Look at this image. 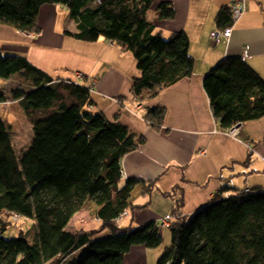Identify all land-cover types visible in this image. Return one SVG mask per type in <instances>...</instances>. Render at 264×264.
I'll return each instance as SVG.
<instances>
[{"label":"trees","instance_id":"trees-1","mask_svg":"<svg viewBox=\"0 0 264 264\" xmlns=\"http://www.w3.org/2000/svg\"><path fill=\"white\" fill-rule=\"evenodd\" d=\"M154 0H0V23L38 34L37 15L45 4H61L76 21L74 38L99 37L129 52L138 75L131 94L138 100L155 95L192 73L189 39L177 31L168 37L153 32L147 12ZM158 18L170 19L169 2L157 5ZM231 5L220 7L216 28L233 23ZM17 74L27 84L12 91L32 128L28 146L17 152L8 127L0 118V213H16L32 222L31 230L4 237L7 222L0 218V264H122L134 245L153 248L162 243L158 221L135 228L114 220L124 211L141 207L129 201L137 178L122 181L121 160L144 143L116 117L109 120L92 110L91 88L71 79H52L18 54H2L0 79ZM24 76V77H22ZM24 83V82H23ZM211 112L221 128L264 115V79L241 57L219 60L203 77ZM149 94V93H148ZM10 101L0 90V104ZM162 105L146 110L144 120L161 127ZM155 188L143 183L142 195ZM213 200L190 215L180 186L162 193L173 200L168 228L170 245L156 264H264V189ZM87 199L95 205L96 229L66 230L71 217ZM143 206V205H142ZM125 217V216H123ZM122 217V218H123ZM43 224V225H42ZM165 227V226H164ZM107 230L103 236L98 233ZM97 237V238H95ZM85 250L81 257L72 255Z\"/></svg>","mask_w":264,"mask_h":264},{"label":"crops","instance_id":"crops-1","mask_svg":"<svg viewBox=\"0 0 264 264\" xmlns=\"http://www.w3.org/2000/svg\"><path fill=\"white\" fill-rule=\"evenodd\" d=\"M231 1L154 0L149 9L153 32L164 37L185 32L194 66L189 76L159 89L155 95L146 91L147 96L141 100L130 92L132 78L138 75L134 57L103 37L86 41L64 33L76 27L64 5L41 6L37 15L41 31L31 37L0 23L3 53L25 56L52 79L62 77L90 87L95 101L93 111L102 112L109 120L116 117L132 132L144 136V143L121 160L122 181L131 177L141 180L134 186L129 201L142 197L139 203L144 207L129 210L116 222L121 227L156 222L171 212L173 200L162 193L174 186L182 188L183 215L245 188L264 189V115L241 123L236 136L227 135L211 112L202 84L205 74L219 60L231 56L241 57L264 79V0H243V12L230 26V36L221 37L218 42L211 38V32L217 30V12ZM160 2L172 5L173 18H158ZM76 72L81 77L77 78ZM158 105L166 108V115L161 127L155 128L143 115ZM251 162L260 167L261 171H255L260 174L253 171ZM151 180L155 188L143 196V183ZM155 202L158 207L152 206ZM81 209L70 219L77 221L75 230H87L86 224L90 223L76 217L83 214ZM150 257V248L134 245L124 254L122 264H153Z\"/></svg>","mask_w":264,"mask_h":264},{"label":"rangeland","instance_id":"rangeland-1","mask_svg":"<svg viewBox=\"0 0 264 264\" xmlns=\"http://www.w3.org/2000/svg\"><path fill=\"white\" fill-rule=\"evenodd\" d=\"M151 16L152 15H151V12L149 10L148 16H147L148 20H149V18H151ZM63 22H64V19L61 18L60 24L63 25ZM2 54L6 55L3 52H2ZM76 74H78V73L76 72ZM14 75H15V77L9 78L11 80L0 79V90H3L5 95L10 100V101H4L0 104V118L6 123V125L8 127L9 137H10L11 141L13 142V145H14L16 151L21 152L28 146V144L31 141L32 128H31V125L25 116L24 110H23L22 106L20 105V103H16V102L12 103L11 99H12V91L14 89H16L17 87H22L23 89H27L24 86V84L26 85L28 81H26L25 79L19 78V76L17 74H14ZM22 77H24V76H22ZM145 113H146V111L144 112V114ZM143 117H144V115H143ZM221 129H226V128H221ZM250 166H251V168H253L254 172L255 171H261L260 167L256 166L253 162L250 163ZM255 173L260 174V172H255ZM141 199H142V197H139V198L133 200L132 202H135L136 204L133 203L135 205L141 206L138 208H142V207H144V206H142L143 203H139L141 201ZM147 204H150V202ZM152 206L158 207V204L155 202ZM95 210H96L95 203L91 199H87L84 202L82 209H81L83 214L81 216L76 215V217H79L80 220H85V221L90 222V223L86 224L87 230H92L94 228H98V226H99L100 222L98 220H96V218L94 217V211ZM188 215H190V214H188ZM0 218L2 220H5V222H7V228L2 233V235L6 238L18 236L20 234V231L25 232L28 229H29V231L31 230L32 222L30 220L25 219L24 217L19 216L18 219H15V217L13 216V213L3 211L0 213ZM76 224H77V221H74L72 218V221L70 220L69 224H67L68 228L66 230L73 232V230H75V228L77 227ZM161 227H163V228H161L162 237H163L162 243L156 247L150 248V256L151 257H150L149 261L150 262L152 261L153 264L157 263L158 259L162 255L165 247L169 246L170 242H171V235H170L168 228L166 226L165 227L161 226ZM103 232H105V231H101L100 234L98 235V237L103 236L104 235ZM95 238H97V237H95ZM84 253H85V250L78 249L72 255H74L75 257H81Z\"/></svg>","mask_w":264,"mask_h":264},{"label":"built area","instance_id":"built-area-1","mask_svg":"<svg viewBox=\"0 0 264 264\" xmlns=\"http://www.w3.org/2000/svg\"><path fill=\"white\" fill-rule=\"evenodd\" d=\"M231 8H232V18H233V20H235L243 12V9H244L243 0H232L231 1ZM22 32H24V31H22ZM25 33L27 35H29L30 37L33 35L31 33H28V32H25ZM230 34H231V27H226L222 30L217 29V30L211 32V38L213 39V41L218 42L221 39V37H229ZM76 77L77 78L81 77V73L76 74ZM240 125H241V123H236V124L226 128V129H221V131L227 135L236 136L239 133ZM248 145H250V144H248ZM241 192L242 193H250L251 190L249 188H245ZM126 215H127V212L124 211L114 221L119 222L120 219ZM13 216L15 217V219H18L20 215L13 213ZM171 216L172 215L170 213H166L165 215L160 217L158 219L159 226L169 225V223L171 221Z\"/></svg>","mask_w":264,"mask_h":264}]
</instances>
